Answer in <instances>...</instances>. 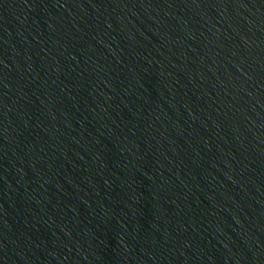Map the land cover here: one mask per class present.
<instances>
[{
  "label": "water",
  "instance_id": "water-1",
  "mask_svg": "<svg viewBox=\"0 0 264 264\" xmlns=\"http://www.w3.org/2000/svg\"><path fill=\"white\" fill-rule=\"evenodd\" d=\"M0 264H264V0H0Z\"/></svg>",
  "mask_w": 264,
  "mask_h": 264
}]
</instances>
